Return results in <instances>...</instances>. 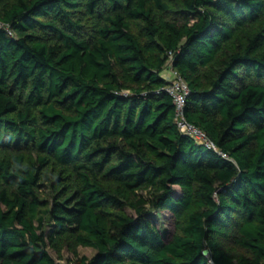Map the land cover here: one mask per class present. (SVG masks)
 <instances>
[{
	"label": "trees",
	"instance_id": "obj_1",
	"mask_svg": "<svg viewBox=\"0 0 264 264\" xmlns=\"http://www.w3.org/2000/svg\"><path fill=\"white\" fill-rule=\"evenodd\" d=\"M171 68L218 150L176 124ZM80 246L264 264V0H0V264Z\"/></svg>",
	"mask_w": 264,
	"mask_h": 264
},
{
	"label": "built area",
	"instance_id": "obj_2",
	"mask_svg": "<svg viewBox=\"0 0 264 264\" xmlns=\"http://www.w3.org/2000/svg\"><path fill=\"white\" fill-rule=\"evenodd\" d=\"M171 70L170 80L166 90L172 95L173 102L176 106L175 122L179 129L193 136L198 142H202L207 146L218 150L216 144L207 136V134L195 124L188 122L185 117V105L187 97L189 95V86L187 81L179 74L177 70L173 68ZM223 156H227L226 153L220 151Z\"/></svg>",
	"mask_w": 264,
	"mask_h": 264
},
{
	"label": "rangeland",
	"instance_id": "obj_3",
	"mask_svg": "<svg viewBox=\"0 0 264 264\" xmlns=\"http://www.w3.org/2000/svg\"><path fill=\"white\" fill-rule=\"evenodd\" d=\"M170 74H168L169 76ZM128 212L131 215L136 216L135 212L128 208ZM149 218L158 226L165 238H169L174 230V216L168 210H152L149 212ZM46 231L49 230V225L46 224ZM53 256L63 264H76L79 257L94 256L96 250L91 247L80 246L76 252H71L64 248L62 251H56L53 248H49Z\"/></svg>",
	"mask_w": 264,
	"mask_h": 264
}]
</instances>
